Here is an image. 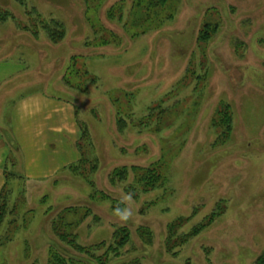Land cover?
Returning a JSON list of instances; mask_svg holds the SVG:
<instances>
[{"label": "rangeland", "instance_id": "374dc122", "mask_svg": "<svg viewBox=\"0 0 264 264\" xmlns=\"http://www.w3.org/2000/svg\"><path fill=\"white\" fill-rule=\"evenodd\" d=\"M118 1L0 0V11L13 15L0 21V73L12 74L0 83V95L12 92L0 101V132L8 148L4 170L14 174L7 180L10 201L18 206L0 227V264H47L49 247L74 255L50 226L51 218L68 206L76 207L78 215L85 207L90 210L74 229L82 245L109 242L115 227L128 228L130 240L108 264L132 259L139 264H206L207 259L211 264H252L264 250V0H171L173 17L136 37L106 18V10ZM122 2L128 11L131 0ZM31 7L43 18L62 21L64 38L52 43L43 32L35 39L23 30L32 21L27 13ZM204 23L218 25L207 43L197 39ZM91 25L97 35L113 30L120 43L85 46L94 34ZM71 55L96 78L80 79L87 91L62 82ZM192 68L195 74L206 70V77L187 75L181 84L185 70ZM29 95L54 101V108L62 103L72 107L76 144L78 124L87 126L98 161L90 175L93 189L110 195L121 208L130 207L126 222L114 215L109 199H91L88 183L63 165L44 178L25 174L19 141L8 127L14 106ZM113 97L124 116L131 111L143 118L157 103L166 111L157 117L155 109L142 125L129 123L118 132ZM220 103L233 112L225 142L216 141L220 128L211 124ZM53 114L58 119L56 109ZM67 150L55 154L57 163L66 159ZM160 158L164 184L123 203L129 194L124 183H108L110 170L147 166ZM218 201L221 215L187 242L165 250L168 223L183 222L176 230L179 238ZM10 219L14 222L8 225ZM140 226L151 234L148 245L140 239ZM5 232L11 240L3 239Z\"/></svg>", "mask_w": 264, "mask_h": 264}, {"label": "trees", "instance_id": "16d2710c", "mask_svg": "<svg viewBox=\"0 0 264 264\" xmlns=\"http://www.w3.org/2000/svg\"><path fill=\"white\" fill-rule=\"evenodd\" d=\"M15 1L23 4L26 0ZM170 2L171 0H131L129 9L126 11V6L121 0L114 3L106 10V18L109 21H116L120 23L127 35L130 37H136L160 28L166 20L173 17L174 13L172 10L174 9L172 8L173 5H170ZM27 13L31 15L32 21L28 25L22 26V29L28 31L33 38L36 39L40 32H43L47 39L52 43H57L64 38L66 31L65 25L62 21L53 17H41L35 7H31ZM10 16L13 17L12 13L0 11V21L6 20ZM139 25L140 27L136 29ZM91 27L94 34L92 38H87L84 41L85 46H106L110 44L118 45L120 43L118 34L113 30H108L97 35L96 29L92 25ZM133 27H135V29ZM217 29V24L204 23L202 28L199 30L197 39L202 43H207ZM199 41L198 43H200ZM201 64L202 63H200V65ZM185 73L186 76H183L179 81L182 82L181 84L188 81L187 78L190 76L187 75H191L194 79H202L207 75L206 70L204 73L195 74L193 68L188 70L186 69ZM81 78H85L92 82L96 81V78L90 75L83 65H78L77 55H71L68 60V65L65 67L61 78L62 82L65 85L77 90L87 91V88L81 83ZM172 93L173 90H170L166 94V97ZM125 95L127 97L130 93H125ZM110 100L115 106V126L118 132H122L126 129L129 123L132 125H142L144 119L150 118L153 114V110L155 109L157 117H160L166 111L165 108L157 103L148 107V114L143 118H135L131 111H127L124 116L120 114V109L117 107V97H113ZM232 114L233 112L229 104L220 103L215 115L211 119L212 126L220 128L216 141L220 139L221 142H225L229 139L232 131ZM78 126L80 133L76 146L79 156L76 161L68 164L66 169H68L71 174L80 177L88 183V185L92 188V192L89 195L91 199H109L112 203L113 210L117 207L121 208L120 204L117 203L110 195L101 190L98 191L93 189L94 181L90 178V175L97 170L98 161L97 158L93 156V143L87 126L84 123L78 124ZM157 130H159V127ZM162 167L163 162L161 161V158L157 161H153L147 166L135 164H130L128 166H115L108 173L107 180L111 186L118 184V182L124 183L122 187L123 191L130 194L132 198H137L140 193L148 192L164 184L166 177ZM13 175L14 174L6 171V182L0 189V227L6 220L7 216L16 212L15 210L18 208L16 203L10 201L12 190L7 188V180ZM19 191L20 193H23L25 190L23 189ZM49 210H51V208H48L46 213H48ZM222 213L223 209L221 207V202L218 201L214 209L204 218L203 221L193 226L189 232L180 235L179 238L176 237V230L183 224V222L178 224L174 222L168 223L166 226V237L164 240L165 250L170 252L177 245L187 242L189 237L197 235ZM89 214L90 210L87 207L84 208L81 215H78L76 207L68 206L62 208L51 218L50 226L53 233L58 240L66 246L65 248L72 249L75 251V254L71 255L63 252L60 253L53 247H49L46 260L47 264H108L110 261L119 258L121 249L130 240V232L125 226L115 227L109 242L101 240L93 244L82 245L77 241V233H75L74 229L79 225L81 219ZM94 218L97 219V217ZM8 222L10 223L8 225H11L14 222V219H10ZM137 230L140 239L144 244L148 245L151 243V234L146 227L140 226ZM3 235H5L3 237L5 241L12 239V237L7 236L6 232L3 233ZM65 248L64 250H66ZM174 253L175 251H173L172 254ZM117 264H139V262L132 259L125 262H119ZM206 264H211L209 259H207ZM252 264H264V250L255 257Z\"/></svg>", "mask_w": 264, "mask_h": 264}, {"label": "crops", "instance_id": "0c3cea01", "mask_svg": "<svg viewBox=\"0 0 264 264\" xmlns=\"http://www.w3.org/2000/svg\"><path fill=\"white\" fill-rule=\"evenodd\" d=\"M11 75L0 73V83L8 81ZM11 93L3 90L0 101L2 98L11 97ZM54 103L43 96L29 95L22 98L12 110L14 117L11 116L12 123L8 129L12 138L19 141L24 172L28 176L47 177L60 166L66 167L78 159L77 125L73 120L72 107L62 103L54 108ZM55 109L59 114L58 119H55L53 114ZM65 147H68L66 159L59 164L55 154ZM7 149L6 141L0 132V189L6 182L3 162Z\"/></svg>", "mask_w": 264, "mask_h": 264}, {"label": "clouds", "instance_id": "9594fccd", "mask_svg": "<svg viewBox=\"0 0 264 264\" xmlns=\"http://www.w3.org/2000/svg\"><path fill=\"white\" fill-rule=\"evenodd\" d=\"M131 199V195H127L124 200L122 201L123 203H127ZM114 215H116L121 221L126 222L131 216H132V210L130 207H125V208H120L117 207L114 210Z\"/></svg>", "mask_w": 264, "mask_h": 264}]
</instances>
